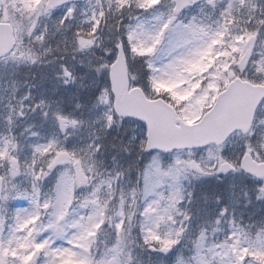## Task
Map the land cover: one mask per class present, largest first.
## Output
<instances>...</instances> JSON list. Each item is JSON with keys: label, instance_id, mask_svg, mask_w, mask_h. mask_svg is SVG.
<instances>
[{"label": "snow or ice", "instance_id": "6c2138e0", "mask_svg": "<svg viewBox=\"0 0 264 264\" xmlns=\"http://www.w3.org/2000/svg\"><path fill=\"white\" fill-rule=\"evenodd\" d=\"M0 264H264V0H0Z\"/></svg>", "mask_w": 264, "mask_h": 264}, {"label": "rangeland", "instance_id": "374dc122", "mask_svg": "<svg viewBox=\"0 0 264 264\" xmlns=\"http://www.w3.org/2000/svg\"><path fill=\"white\" fill-rule=\"evenodd\" d=\"M256 211L259 212V208H257Z\"/></svg>", "mask_w": 264, "mask_h": 264}]
</instances>
